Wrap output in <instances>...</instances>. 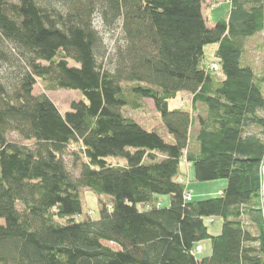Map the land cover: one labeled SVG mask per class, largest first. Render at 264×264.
Returning a JSON list of instances; mask_svg holds the SVG:
<instances>
[{"label":"trees","instance_id":"16d2710c","mask_svg":"<svg viewBox=\"0 0 264 264\" xmlns=\"http://www.w3.org/2000/svg\"><path fill=\"white\" fill-rule=\"evenodd\" d=\"M227 1L229 14L210 28L206 0H0V264H264V77L243 63L246 41L264 32V0ZM96 15L123 22L113 70L100 62ZM8 45L25 61L13 82L1 75ZM38 82L85 100L62 115L34 94ZM180 93L192 95L191 112L170 109ZM143 100L174 143L125 115ZM71 145L83 159L76 180L62 157ZM183 162L197 181L227 187L187 201ZM82 190L110 197L99 220L83 216ZM214 218L224 220L218 236L206 224Z\"/></svg>","mask_w":264,"mask_h":264},{"label":"rangeland","instance_id":"374dc122","mask_svg":"<svg viewBox=\"0 0 264 264\" xmlns=\"http://www.w3.org/2000/svg\"><path fill=\"white\" fill-rule=\"evenodd\" d=\"M231 8V4L227 0H220L218 3L212 2V0H206L203 7V15L207 20V25L210 28H213L216 23H218L223 18L227 17ZM95 27L99 32V35L102 39V51L105 53V60L100 61L103 63V66L109 70L115 68L114 62L116 53L120 48H123L126 45V41L123 33V22L120 20L115 25H110L105 23L100 15H96L94 18ZM217 45H210L205 48L206 61L211 64L212 68H215L218 71V67L215 64V52L217 51ZM8 51L12 58V64L4 66L1 69V75L4 81L9 80L11 82L15 81V77L18 76L21 70H25V61L16 55L13 47L8 45ZM18 60V61H15ZM243 63L246 66L251 67L255 73L263 78L264 77V32L256 35L255 37L246 41L245 44V54L243 58ZM70 65L76 66V63L70 61ZM46 93V95L51 98V100L56 104L58 110L62 115H65L67 112L71 111V104L73 102H78L85 100L83 93L78 90H59L53 92L45 91L41 82H38L34 90L35 95H41ZM143 107L138 110H134L131 107L124 109L125 115L135 119L139 124L143 126L149 132H157L167 143H174V138L171 136L165 129L160 114L156 111V107L153 101L143 100ZM170 109L183 108L186 111H192V95L189 93H180L175 100H172L169 104ZM196 118V116L194 117ZM198 130V123L196 122L192 134L196 133ZM7 139L10 142H14L20 145H25L30 149L34 150L36 148L35 142H26L19 134L10 133L7 135ZM80 152V148L77 145H71V147L63 154V159L65 161L66 167L72 176L73 179H78L81 172V166L83 159L80 160L77 156ZM112 163L124 164L123 160L113 159L109 160ZM182 173L184 174L183 179L187 186L188 195L195 201L211 199L220 195L218 193L222 184L225 185V189L228 185L227 180H219L212 182H200L195 178V171L193 167L187 166L183 162L181 166ZM185 199L187 197L185 196ZM83 216L86 217V214H91L93 220L100 219L101 209L103 204H110V197L105 195H96L90 191L82 190L81 192ZM161 203H163V208L170 207V197L161 196ZM18 207L22 210L23 205L19 204ZM141 209L142 207L139 206ZM264 208V206H263ZM4 220L0 219V224H3ZM206 224L209 228V231L212 235L218 236L222 232L224 220L222 218L208 219ZM106 247H109L115 251H119V246L102 242ZM203 249V252L200 255H197V259L201 262L204 259H207L211 256V242L207 241L200 245ZM199 246V247H200ZM208 246V247H207Z\"/></svg>","mask_w":264,"mask_h":264},{"label":"built area","instance_id":"2783aa9c","mask_svg":"<svg viewBox=\"0 0 264 264\" xmlns=\"http://www.w3.org/2000/svg\"><path fill=\"white\" fill-rule=\"evenodd\" d=\"M186 197H187V201H191L192 200V198L190 197V195H186ZM202 253V248L201 247H199V248H197L196 250H195V255H200Z\"/></svg>","mask_w":264,"mask_h":264},{"label":"crops","instance_id":"0c3cea01","mask_svg":"<svg viewBox=\"0 0 264 264\" xmlns=\"http://www.w3.org/2000/svg\"><path fill=\"white\" fill-rule=\"evenodd\" d=\"M186 164H187V163H186ZM187 166L191 167L190 164H187ZM224 186H225V185L222 184V187H220V189H219V191H218L219 194L224 190V189H223ZM162 206H163V203H162ZM200 247H201V246H200ZM207 247H208V246H207ZM198 248H199V247H198ZM201 248H202V247H201ZM202 252H203V249H202Z\"/></svg>","mask_w":264,"mask_h":264},{"label":"water","instance_id":"95a60500","mask_svg":"<svg viewBox=\"0 0 264 264\" xmlns=\"http://www.w3.org/2000/svg\"><path fill=\"white\" fill-rule=\"evenodd\" d=\"M263 178H264V169H263ZM262 199H263V206H264V183H263Z\"/></svg>","mask_w":264,"mask_h":264}]
</instances>
